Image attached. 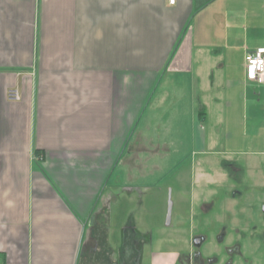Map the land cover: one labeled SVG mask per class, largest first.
<instances>
[{
    "label": "crops",
    "instance_id": "crops-1",
    "mask_svg": "<svg viewBox=\"0 0 264 264\" xmlns=\"http://www.w3.org/2000/svg\"><path fill=\"white\" fill-rule=\"evenodd\" d=\"M260 47L264 0H0V261L182 264L151 248L144 263V213L122 204L134 153L161 156L136 186L184 147L262 203L264 83L244 69ZM253 229L219 233L249 252Z\"/></svg>",
    "mask_w": 264,
    "mask_h": 264
},
{
    "label": "rangeland",
    "instance_id": "rangeland-1",
    "mask_svg": "<svg viewBox=\"0 0 264 264\" xmlns=\"http://www.w3.org/2000/svg\"><path fill=\"white\" fill-rule=\"evenodd\" d=\"M186 153L188 151H184L183 147L178 166L167 170L162 182L148 187L134 183L144 179V166H151L150 162H156V158L161 156L147 157L144 152L130 156L132 167L127 183L133 192L127 199L130 203L122 204L126 210L131 209L132 216L141 211L144 213V239L152 240L146 244L144 263L150 259V248L190 254L193 238L202 234L209 236L204 242L206 245L203 243L197 250L203 259L206 255H217L219 260L216 264H264V195L261 196L262 203H259L260 193L256 188L242 187L244 182L240 179L243 177L237 167L211 164L205 169L199 166V156L196 157L198 166L192 167L194 157ZM165 167L168 169V166ZM200 175L208 176V179L213 177L214 182L206 180L203 183ZM237 193L242 194L241 199ZM245 195L249 198L243 199ZM207 207L210 212H205ZM237 221L239 225H249L258 233L255 241L250 242L249 252H243L236 242L229 243L230 236L224 242L216 241L221 228H227L228 233L237 228ZM224 250L232 252L226 254Z\"/></svg>",
    "mask_w": 264,
    "mask_h": 264
},
{
    "label": "built area",
    "instance_id": "built-area-1",
    "mask_svg": "<svg viewBox=\"0 0 264 264\" xmlns=\"http://www.w3.org/2000/svg\"><path fill=\"white\" fill-rule=\"evenodd\" d=\"M169 4H173L174 0H168ZM245 78L249 82L259 84L264 83V47L257 48L251 53H247L244 57ZM10 101H19L20 95L17 90H10L7 93ZM0 264H4L0 261Z\"/></svg>",
    "mask_w": 264,
    "mask_h": 264
},
{
    "label": "flooded vegetation",
    "instance_id": "flooded-vegetation-1",
    "mask_svg": "<svg viewBox=\"0 0 264 264\" xmlns=\"http://www.w3.org/2000/svg\"><path fill=\"white\" fill-rule=\"evenodd\" d=\"M219 235H221V234H219ZM219 235H217L215 238H216V241H222V242H224V237H222V235L221 236H219ZM203 239L204 240V242L207 240V239H209V236L208 237H206V236H204V235H198V237H195V238H193V240H192V242H191V244H192V246H193V250H192V252L191 253H194L195 251V253L194 254H183L181 257H180V259H181V262H182V264H216V261H218L219 260V258H216L217 257V255H216V257H212V256H205V258L203 259V256L201 255V253H199V252H197V250L199 249V248H201V246L203 245V243L201 244V246L199 245V246H195L194 245V240H198V239ZM199 241V240H198ZM209 242V241H208ZM204 245H206L205 243H204ZM235 251H237V248H235ZM228 252H232V250H230V251H226V250H224V252L223 253H226V254H228ZM228 256V255H227ZM214 262V263H213Z\"/></svg>",
    "mask_w": 264,
    "mask_h": 264
},
{
    "label": "water",
    "instance_id": "water-1",
    "mask_svg": "<svg viewBox=\"0 0 264 264\" xmlns=\"http://www.w3.org/2000/svg\"><path fill=\"white\" fill-rule=\"evenodd\" d=\"M199 243H200V240H199V241H198V240H194V245H195V246H198Z\"/></svg>",
    "mask_w": 264,
    "mask_h": 264
}]
</instances>
